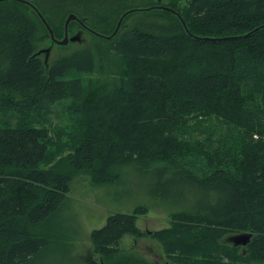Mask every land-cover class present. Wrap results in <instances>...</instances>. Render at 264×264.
Returning <instances> with one entry per match:
<instances>
[{
  "label": "trees",
  "instance_id": "1",
  "mask_svg": "<svg viewBox=\"0 0 264 264\" xmlns=\"http://www.w3.org/2000/svg\"><path fill=\"white\" fill-rule=\"evenodd\" d=\"M31 1L54 35L64 34L54 13L63 0ZM150 7L142 13H162L148 27L155 30L133 26L116 36L122 21L109 52L83 48L45 64L35 51L49 36L38 14L24 2L0 1V264H36L61 242L52 224L73 176L84 171L95 183H113L121 165L152 172L154 195L171 209L169 225L150 231L167 264L264 263V0H174L169 7L189 32L175 13ZM94 67L112 76L95 77ZM56 105L71 132L51 125ZM211 113L243 132L225 145L182 149L175 130ZM66 138L72 150L57 156ZM145 213L142 205L114 212L91 230L95 264H156L120 251L125 234L143 235L136 218ZM230 229L251 233L245 253L220 241Z\"/></svg>",
  "mask_w": 264,
  "mask_h": 264
},
{
  "label": "rangeland",
  "instance_id": "2",
  "mask_svg": "<svg viewBox=\"0 0 264 264\" xmlns=\"http://www.w3.org/2000/svg\"><path fill=\"white\" fill-rule=\"evenodd\" d=\"M38 1L41 2V0ZM96 1L100 0H63L62 5L54 6V13L59 18L62 32L65 18L70 12L76 13L91 27L102 31V33H107L114 30L113 28L116 26L121 14L129 8L156 5L169 6L174 0H119L115 4H111L115 0H109V3H103L102 5ZM85 4L93 9L86 11ZM45 7L48 8L49 5H45ZM142 11L137 10L128 14L122 20L120 31L116 36H119L126 28L133 26L141 25L147 27L148 30H155L148 27L160 24V21L155 24L150 23L162 19V13L159 11L142 13ZM48 13H50L49 10ZM109 13L110 15H108ZM106 16L110 17L107 22L104 21ZM57 33L60 35L59 38H63V33L58 30ZM69 33L70 36L80 33V40L71 41L66 45L54 43L55 46H51L48 58L58 57L64 53L74 54L83 48L90 51L89 53L92 55L99 54L100 57V53L109 52L113 40L99 37L85 30L77 20H72L69 24ZM49 45H51L50 37L42 36L36 42L35 51ZM40 56L43 58L44 54H40ZM93 76L102 79L110 77L112 74H107L105 69L101 70V68L94 67ZM56 106L50 113L51 125L60 124L62 128L71 132L72 129H69L71 121H69L68 113L62 110V105ZM2 119L0 115V124L4 123ZM130 119H133V115ZM184 124L189 128L188 131H182L179 128L175 130L177 141L180 142L182 149L187 145L193 147L195 144L209 148L218 146L217 144L225 145L227 140L230 139L229 134L243 132L244 130L237 123L230 122L213 113L186 119ZM61 144H64V146L60 152H57V156L72 150L69 138H66ZM185 157L190 159L196 166H202L200 156L185 153ZM115 171L120 176L113 183H95L91 180L90 174L84 171L73 176L70 190L52 224L54 228V230H51L52 234L61 238V242L42 250L37 256L36 264H95V260L91 256L94 253L89 239L91 230L101 227L109 214L114 212L134 213L136 207L141 205L147 207V213L137 214L136 226L143 231V235L136 237L125 234L120 241V251L135 252L156 264H167L169 262L170 259L164 253L162 245L150 235V231L169 225L170 216L168 212L171 210H166V202L153 193L154 175L152 172L144 170V168L132 165H121L116 167ZM248 232L249 230L230 229L223 233L224 235L220 241L232 244L234 237ZM245 245H240L242 253H245ZM94 255L97 254L94 253Z\"/></svg>",
  "mask_w": 264,
  "mask_h": 264
},
{
  "label": "water",
  "instance_id": "3",
  "mask_svg": "<svg viewBox=\"0 0 264 264\" xmlns=\"http://www.w3.org/2000/svg\"><path fill=\"white\" fill-rule=\"evenodd\" d=\"M0 1H3V0H0ZM18 1H21V2H24L26 3L27 5H29L37 14L38 16L40 17V19L42 20V22L44 23V25L46 26L47 30H48V33H49V36H50V39L52 41V43H55V44H59V45H66L68 44L69 42L71 41H75V40H80V36L79 34H74L72 36L69 35L68 33V25L70 23V21L72 20H77L79 23L82 24V26H84V28L90 32H92L93 34L99 36V37H102V38H111L112 36H114L120 25H121V22L123 20V18L130 12L132 11H137V10H147V9H150L151 7L148 6V7H135V8H129L127 10H125L121 16L119 17L117 23H116V26L114 28V30L110 33V34H105V33H102L92 27H90L89 25H87L86 23H84V21L82 19H80L78 17V15L74 12H70L67 17L65 18V21H64V36L63 38H57L55 35H54V31L52 29V27L50 26L49 22L47 21V19L45 18V16L43 15V13L41 12V10L31 1V0H18ZM154 8H163V9H167L173 13H175L179 19L181 20L185 30L187 32H189L187 26H186V22L185 20L183 19V17L180 15V13L176 10V9H173L169 6H161V5H156V6H153ZM264 25V24H262ZM262 25L254 28L252 31H255L257 30L259 27H261ZM250 33V32H248ZM206 39H209V40H217V39H221V38H214V37H206ZM52 46V45H51ZM51 46H47V47H44V48H41L40 50L37 51V53L40 55V54H44V63L46 64L47 61H48V54H49V51L51 49ZM250 237H251V233H242L241 235L237 236V237H234V244L236 245H245L249 240H250Z\"/></svg>",
  "mask_w": 264,
  "mask_h": 264
},
{
  "label": "crops",
  "instance_id": "4",
  "mask_svg": "<svg viewBox=\"0 0 264 264\" xmlns=\"http://www.w3.org/2000/svg\"><path fill=\"white\" fill-rule=\"evenodd\" d=\"M89 239H90V237H89Z\"/></svg>",
  "mask_w": 264,
  "mask_h": 264
}]
</instances>
